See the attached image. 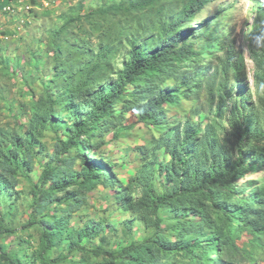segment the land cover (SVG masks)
I'll return each mask as SVG.
<instances>
[{"label":"trees","instance_id":"16d2710c","mask_svg":"<svg viewBox=\"0 0 264 264\" xmlns=\"http://www.w3.org/2000/svg\"><path fill=\"white\" fill-rule=\"evenodd\" d=\"M216 1L119 0L89 12L84 17L91 20L94 29L97 26L99 29L100 22L109 17L131 19L135 26L130 34L123 36L129 50L117 69L113 65L117 50L110 44L101 43L97 53L87 43L64 47L68 28L83 19L80 15L83 6L70 8L66 21L51 32L50 45L46 48L54 60L55 75L50 83H59L55 87L64 88L65 93L59 94L49 84L45 95L35 101L31 130L26 135L0 128V199L8 201L7 193L16 194L19 177L32 180L33 151L37 152L39 145L34 135L40 127L48 126L57 132L64 129L67 140L62 143L61 151L67 154L75 150L82 165L78 173L71 171V167L69 170L48 167L41 185L32 189L33 215L24 227L36 224L42 227V250L35 256L38 263L33 255L7 250L0 242V264H62L67 260L69 264H77L67 256L54 259L50 256L55 247L69 239L72 240L68 246L70 253L85 250L73 242L75 234L67 232L69 218L86 203L82 194L93 191L99 184L110 186L124 210L140 213L154 227H160L161 219L156 216L161 210L176 218L175 226L171 227L173 238L156 233L147 241L133 243L119 252L99 247L94 253L106 255L105 264H243L244 259H254L252 252H246L247 256L241 259L244 254L238 242L245 234L251 237L254 246L264 249V187L247 198L243 195L244 188L238 186L247 174L249 160L262 163L261 154H250L248 146L264 142V22L258 18L250 35L261 115L256 116L253 127L243 130L240 127L236 132V159L231 151L234 145L229 149L214 134L201 135L199 128L188 123L181 130L178 125L171 129L173 123L167 125L164 119L166 106L178 103L181 94L187 95L200 87L191 71L197 54L188 43L197 30L187 25ZM146 35L149 39L141 42ZM223 52V73L245 75L242 50L230 42ZM108 75L116 77L109 79ZM165 80L181 82L177 87H166L162 85ZM209 90L214 97L216 91L213 87ZM119 106L123 112H135L141 123L168 129L161 141L170 157L162 172L161 193L155 187L154 173L144 167L136 184L141 196L133 200L135 190L130 184H121L110 163L86 155L88 151L95 157L99 155L101 146L94 142L98 139L97 131ZM65 117L71 125L63 120ZM25 151L29 152L28 158ZM67 163L72 166L76 160ZM70 187L79 190L70 191ZM51 204L60 207L54 209L56 214L51 213ZM99 227L87 228L91 237L98 234ZM108 229L104 227L101 233ZM15 232L0 219V239Z\"/></svg>","mask_w":264,"mask_h":264},{"label":"rangeland","instance_id":"374dc122","mask_svg":"<svg viewBox=\"0 0 264 264\" xmlns=\"http://www.w3.org/2000/svg\"><path fill=\"white\" fill-rule=\"evenodd\" d=\"M118 2L119 0H0V128L26 135L31 130L30 119L35 112V101L45 95L49 84L59 94L65 93L64 88L55 87L59 83H50L55 75L52 67L54 60L53 54H49L46 48L50 45L51 32L66 21L70 8L83 6L80 13L83 19L68 28V34L64 36V47H80L87 43L88 48L97 53L99 45L105 42L117 50L113 60L114 67H121L129 50L123 36L135 29L131 19L109 17L100 22L99 29L98 26L94 29L91 20H85L84 17L99 7ZM258 18L264 22V0H218L207 5L187 25L197 30L188 39V43L194 46L197 54L191 71L197 76L200 87L193 88L187 95L181 94L178 103L165 107L166 124L173 123L169 128L173 129L178 125L181 130L188 123L199 128L201 135L212 133L229 149L234 145L231 151L235 159L238 157L234 138L236 132L240 127L241 130L247 126L253 127L257 121L256 116L261 115L250 39ZM147 39L149 35L141 42ZM230 42H234L243 52L246 72L241 77L232 73L224 74L222 71L223 50ZM114 77L116 76H106L109 79ZM180 82L165 80L162 85L177 87ZM209 87L216 91L214 97H211ZM63 120L71 125L67 117ZM167 132L168 129H164V126L156 128L139 122L135 112H123L119 106L115 114L97 131L98 139H94V142L101 146L99 155L95 157L89 151L86 155L90 159L102 158L110 163L114 168V176L121 184L133 187L135 192L132 193V198L137 200L141 193L136 184L144 167L154 173L157 192H162V172L170 159L161 143ZM34 138L39 145L36 147L37 152L33 151L32 180L19 177L18 186L14 190L16 194L7 193L8 201L0 199V219L16 230L15 234L1 238L0 242L7 250L25 252L30 257L33 255L36 260L38 257L35 256L42 250V227L39 224L24 227L33 215L32 189L35 185H41L46 168L56 166L69 170L71 167V171L78 173L82 161L75 150L67 154L61 151L62 143L67 140L64 129L57 132L48 126L44 129L40 127ZM248 149L250 154L257 152L262 157L260 164H254L252 160L246 163L247 174L238 182V186L245 190L243 195L251 198L264 187V142L251 144ZM28 154L25 151L26 158ZM69 158H75V165L67 163L71 160ZM69 190L79 189L70 187ZM82 197L86 203L70 216L67 232L75 234L73 242L85 250L70 253L68 246L72 240L69 239L55 247L50 256L52 259L61 255L77 264H105L106 255L97 256L94 253L99 247L119 252L133 243L147 241L156 233L173 238L171 227L175 226L176 218L164 210L156 216L161 219L160 227H154L150 220L146 223L140 213L124 210L123 204L115 200L110 186L99 184L93 191L84 192ZM56 207L51 204V213L56 214ZM44 225L47 226L46 223ZM96 225L101 227L98 234L91 237L87 228ZM106 226L109 229L101 233ZM101 238H104V242ZM238 245L243 249L241 259L247 256L246 252H252L254 257L252 261L244 259L243 264H264V249L254 246L251 237L245 234ZM35 262L38 263L37 260ZM69 263L67 260L62 264Z\"/></svg>","mask_w":264,"mask_h":264}]
</instances>
